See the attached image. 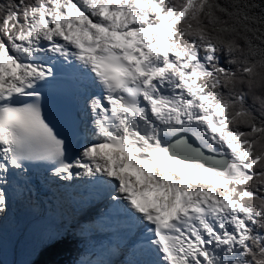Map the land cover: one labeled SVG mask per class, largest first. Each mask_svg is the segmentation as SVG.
I'll return each mask as SVG.
<instances>
[{
    "label": "snow or ice",
    "instance_id": "snow-or-ice-1",
    "mask_svg": "<svg viewBox=\"0 0 264 264\" xmlns=\"http://www.w3.org/2000/svg\"><path fill=\"white\" fill-rule=\"evenodd\" d=\"M0 264H264V0H0Z\"/></svg>",
    "mask_w": 264,
    "mask_h": 264
},
{
    "label": "trees",
    "instance_id": "trees-1",
    "mask_svg": "<svg viewBox=\"0 0 264 264\" xmlns=\"http://www.w3.org/2000/svg\"><path fill=\"white\" fill-rule=\"evenodd\" d=\"M57 258H59V259H68L69 257H68L67 254H65V255H61V256H59Z\"/></svg>",
    "mask_w": 264,
    "mask_h": 264
},
{
    "label": "bare ground",
    "instance_id": "bare-ground-1",
    "mask_svg": "<svg viewBox=\"0 0 264 264\" xmlns=\"http://www.w3.org/2000/svg\"><path fill=\"white\" fill-rule=\"evenodd\" d=\"M17 215H20V218H21V213L17 212Z\"/></svg>",
    "mask_w": 264,
    "mask_h": 264
}]
</instances>
